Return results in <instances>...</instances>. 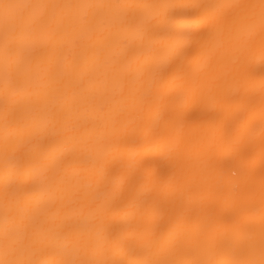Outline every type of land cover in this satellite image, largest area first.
<instances>
[{"label":"snow or ice","instance_id":"obj_1","mask_svg":"<svg viewBox=\"0 0 264 264\" xmlns=\"http://www.w3.org/2000/svg\"><path fill=\"white\" fill-rule=\"evenodd\" d=\"M0 264H264V0H0Z\"/></svg>","mask_w":264,"mask_h":264},{"label":"bare ground","instance_id":"obj_2","mask_svg":"<svg viewBox=\"0 0 264 264\" xmlns=\"http://www.w3.org/2000/svg\"><path fill=\"white\" fill-rule=\"evenodd\" d=\"M253 2H255V0H253Z\"/></svg>","mask_w":264,"mask_h":264}]
</instances>
